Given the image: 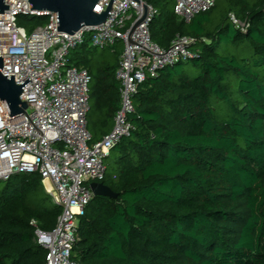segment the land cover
I'll list each match as a JSON object with an SVG mask.
<instances>
[{"label":"trees","instance_id":"trees-1","mask_svg":"<svg viewBox=\"0 0 264 264\" xmlns=\"http://www.w3.org/2000/svg\"><path fill=\"white\" fill-rule=\"evenodd\" d=\"M147 1L158 10L153 40L169 47L177 35L192 37L196 56L139 85L131 133L111 149L100 180L118 196H95L80 215L73 258L264 264V0H217L189 22L174 0ZM19 22L32 30L47 18ZM88 42L69 62L92 76L87 119L97 142L121 105L116 70L124 44L99 49ZM189 62L197 75L183 67ZM61 212L39 173L0 181V264H46L35 231L54 230Z\"/></svg>","mask_w":264,"mask_h":264},{"label":"built area","instance_id":"built-area-1","mask_svg":"<svg viewBox=\"0 0 264 264\" xmlns=\"http://www.w3.org/2000/svg\"><path fill=\"white\" fill-rule=\"evenodd\" d=\"M110 0H99L95 10H106ZM107 20L84 26L74 34L58 31L57 13L31 9L29 0H6L9 8L0 13V54L3 75H14L22 84L30 78L21 99L28 103L25 114L11 116L0 104V181L15 174L39 173L52 201L62 206L54 230L36 229V241L47 249L46 264H78L73 258L80 215L95 197L90 187L106 173V157L132 124L134 96L147 77L161 69L189 61L196 56V40L177 35L169 47H162L151 35L150 23L158 10L147 0H114ZM217 0H174L175 12L187 22L215 6ZM148 16L132 34L133 23ZM21 16L46 17L45 24L29 30ZM234 25L246 23L230 14ZM86 39L99 49L124 44L116 78L120 82L121 105L112 129L97 142L88 129L92 76L87 68L70 64V53ZM47 184V183H46ZM50 189V190H49ZM34 223V221H33Z\"/></svg>","mask_w":264,"mask_h":264},{"label":"water","instance_id":"water-1","mask_svg":"<svg viewBox=\"0 0 264 264\" xmlns=\"http://www.w3.org/2000/svg\"><path fill=\"white\" fill-rule=\"evenodd\" d=\"M110 0L106 10L101 13L95 10L99 0H29L31 9L39 11H49L57 13L58 31L74 34L84 26H93L104 23L111 9L113 2ZM9 5L6 0H0V13H4ZM144 14L138 18L130 28L128 41L132 43V34L135 29L142 24L148 16V5H144ZM31 80L30 78L18 84L14 75H3V54H0V100L5 102L8 112L11 116H18L26 113L28 103L21 99L24 87ZM0 110L4 119H7L2 106ZM90 187L94 196H106L116 198L118 195L103 182H92Z\"/></svg>","mask_w":264,"mask_h":264},{"label":"rangeland","instance_id":"rangeland-1","mask_svg":"<svg viewBox=\"0 0 264 264\" xmlns=\"http://www.w3.org/2000/svg\"><path fill=\"white\" fill-rule=\"evenodd\" d=\"M220 12H221V9H220L219 7H217V8L215 9V11H214V15H218ZM88 45H89V46H92V42L89 41V42H88ZM177 67H178V66H177ZM183 67L188 69V74H189L190 76H195V75H197L198 72H199L197 69L194 68L192 62L185 63V64L183 65ZM178 68H179V67H178ZM235 92H236V88H235ZM237 95H238V94L236 93V96H237ZM112 157H113V155H112ZM105 163L107 164V161H105ZM43 185H44L45 190L47 191V188H49L48 185H47L46 183H44ZM49 190H50V189H49ZM47 192H48V191H47ZM51 199H52V198H51Z\"/></svg>","mask_w":264,"mask_h":264},{"label":"bare ground","instance_id":"bare-ground-1","mask_svg":"<svg viewBox=\"0 0 264 264\" xmlns=\"http://www.w3.org/2000/svg\"><path fill=\"white\" fill-rule=\"evenodd\" d=\"M46 183H47L48 187L50 188V184H49V182L47 180H46Z\"/></svg>","mask_w":264,"mask_h":264}]
</instances>
